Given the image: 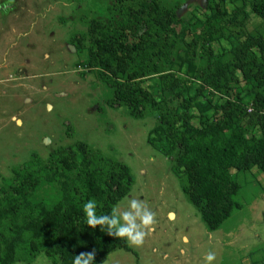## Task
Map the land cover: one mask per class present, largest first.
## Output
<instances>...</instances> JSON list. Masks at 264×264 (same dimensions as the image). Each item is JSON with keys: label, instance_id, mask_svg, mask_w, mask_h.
I'll list each match as a JSON object with an SVG mask.
<instances>
[{"label": "trees", "instance_id": "obj_1", "mask_svg": "<svg viewBox=\"0 0 264 264\" xmlns=\"http://www.w3.org/2000/svg\"><path fill=\"white\" fill-rule=\"evenodd\" d=\"M179 7L112 0L106 21L92 17L70 41L86 55L76 65L95 69L110 86L109 106L135 119L153 110L146 141L171 164L211 232L242 207L233 175L264 176V0H204L187 17ZM251 15L260 29H247ZM131 184L126 165L84 142L58 146L44 159L32 155L0 183V264L38 254L72 264L92 251L100 264L116 249L127 251L123 240L88 228L81 208L95 198L98 214H107ZM257 254H247L249 264H264Z\"/></svg>", "mask_w": 264, "mask_h": 264}, {"label": "rangeland", "instance_id": "obj_2", "mask_svg": "<svg viewBox=\"0 0 264 264\" xmlns=\"http://www.w3.org/2000/svg\"><path fill=\"white\" fill-rule=\"evenodd\" d=\"M165 1L177 3L182 17L204 4ZM111 3L0 0V183L32 155L44 159L58 146L84 142L103 158L128 167L132 184L119 201L121 210L136 198L155 213L142 246L126 244L127 251L116 249L100 264H202L209 250L216 253L214 264H249V252L257 251L256 258L264 253V176L233 175L241 187L236 201L242 207L218 230L208 231L171 164L146 141L156 124L153 110L135 119L125 107L109 106L110 86L95 69L76 65L86 55L74 49L71 36L85 33L87 20L94 16L106 21ZM225 7L233 9L231 4ZM261 27L251 15L247 29ZM145 88L158 97L149 82ZM14 264L51 263L38 254Z\"/></svg>", "mask_w": 264, "mask_h": 264}, {"label": "clouds", "instance_id": "obj_3", "mask_svg": "<svg viewBox=\"0 0 264 264\" xmlns=\"http://www.w3.org/2000/svg\"><path fill=\"white\" fill-rule=\"evenodd\" d=\"M100 207L102 205L95 198H89L82 204L83 222L88 228L92 230L99 228L100 232L123 240L129 247H140L144 244L146 235L155 223V213L143 200L128 199L123 210L121 202H117L107 214H98ZM184 239L187 242V238ZM94 257L95 251L81 253L73 256L72 264H94ZM215 261L216 253L211 250L202 256V264H214Z\"/></svg>", "mask_w": 264, "mask_h": 264}]
</instances>
